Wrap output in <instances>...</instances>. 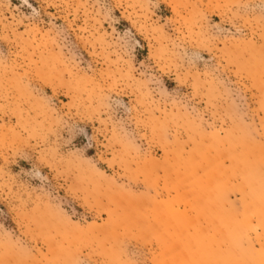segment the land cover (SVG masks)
Instances as JSON below:
<instances>
[{
	"label": "rangeland",
	"instance_id": "obj_1",
	"mask_svg": "<svg viewBox=\"0 0 264 264\" xmlns=\"http://www.w3.org/2000/svg\"><path fill=\"white\" fill-rule=\"evenodd\" d=\"M0 264H264V0H0Z\"/></svg>",
	"mask_w": 264,
	"mask_h": 264
}]
</instances>
